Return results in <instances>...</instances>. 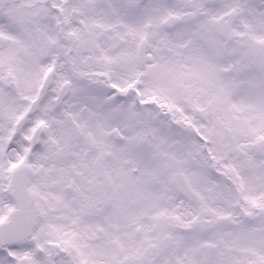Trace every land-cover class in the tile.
I'll return each mask as SVG.
<instances>
[{
    "label": "snow or ice",
    "instance_id": "obj_1",
    "mask_svg": "<svg viewBox=\"0 0 264 264\" xmlns=\"http://www.w3.org/2000/svg\"><path fill=\"white\" fill-rule=\"evenodd\" d=\"M0 264H264V0H0Z\"/></svg>",
    "mask_w": 264,
    "mask_h": 264
}]
</instances>
